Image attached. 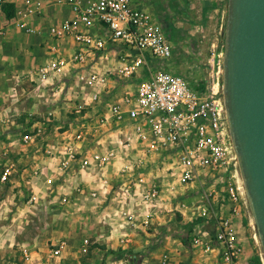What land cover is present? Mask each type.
<instances>
[{"label": "built area", "instance_id": "2783aa9c", "mask_svg": "<svg viewBox=\"0 0 264 264\" xmlns=\"http://www.w3.org/2000/svg\"><path fill=\"white\" fill-rule=\"evenodd\" d=\"M50 1L68 13L50 23L47 34L55 41L70 39L71 51L65 54L57 44L50 46L46 62L28 75L42 84L77 68L75 81L92 91L73 107L75 113L96 102L110 80L130 81L134 86L113 100L97 120L101 127L116 124L114 145L103 152L82 154L78 144L85 139V131L77 130L64 144L59 172L93 167L101 187H114L117 213L124 217L123 227L129 228L136 224L146 228L155 215L172 211L168 196L163 197L165 190L175 195L197 182L200 195L196 202L177 204L181 213L191 211L194 224L188 235L190 245L200 254L212 256L206 264H247L243 261L245 248L240 229L248 202L226 120L219 79L221 62L216 73L209 71L191 80L189 75L167 67L174 56V43L164 19L132 0ZM2 3L0 0V14ZM43 8V0H20L8 23L26 34L39 33L31 18ZM3 33L0 27V36ZM209 61L201 66H209ZM96 62L100 66H95ZM41 133L42 127L37 126L21 139L29 144ZM158 158L160 165H156L158 172L154 173L150 164ZM118 159L119 178L111 184L106 169ZM39 173L40 170L36 172ZM8 174L7 166L1 179ZM45 180L53 183L52 177ZM75 190L83 191L84 186L76 184ZM89 194L96 198L98 191L91 190ZM36 200L34 194L29 198L30 203ZM61 200L66 202L67 197ZM137 200L145 206L140 216ZM89 245V238H82L81 252L87 253ZM65 246V241H60L50 249V256H60ZM22 251L28 257L27 248ZM260 259L263 262L262 256ZM170 262V253H163L160 264Z\"/></svg>", "mask_w": 264, "mask_h": 264}, {"label": "crops", "instance_id": "0c3cea01", "mask_svg": "<svg viewBox=\"0 0 264 264\" xmlns=\"http://www.w3.org/2000/svg\"><path fill=\"white\" fill-rule=\"evenodd\" d=\"M19 1L3 0L14 7ZM43 2L42 12L31 18L39 32L36 34H26L13 27L3 10L0 14V27L4 28L0 36V264H160V257L166 252L171 255L170 264H206L212 261V256H204L193 249L184 235L173 234L175 227L171 225L169 213L155 215L146 228L137 224L136 227L132 225V228L123 227L125 220L117 213L119 204L114 198V187H101L99 175L93 167L85 171H77L73 167L65 173L59 172L58 165L66 140L52 143L48 139L49 135H46L47 142L42 140L40 144L39 140L38 145L30 149L24 146L27 144L19 143V138L26 132L20 133L19 130L28 125L19 124L13 117L27 116L29 113L56 115L69 106L73 111L84 94L92 91L91 88L85 90L75 81L74 72L77 68H71L63 76L50 77L42 84L28 75L31 69L46 62L51 54L50 46L57 44L65 54L71 51L70 39L64 40L67 42L64 49L63 41H55L47 34L49 24L67 15L68 11L53 5L50 0ZM132 2L141 8L158 12L165 21L173 43L175 33L172 19L175 16L191 18L195 25H199L203 18L207 20V17L214 15L217 21L223 23L225 13V0ZM221 26L223 24L218 28ZM173 48L175 54V45ZM94 65L100 66L99 62ZM167 65L173 69L172 63ZM63 89L65 91L62 93ZM127 89H134L130 81L110 80L108 87L101 90L99 99L81 112L87 116L94 105L101 101L104 107L96 118L97 122L108 111L109 104ZM33 120L30 128L41 126L38 119ZM97 126L98 129L93 133L95 147H86L88 141L84 139L78 144L80 153L94 150L103 152L114 145L118 134L114 133L118 131L116 124L110 122L102 127ZM159 159L150 166H158ZM120 164L118 159L106 169L111 184L119 178ZM7 166L10 174L1 179ZM157 166L154 172H158ZM38 170L40 173L36 174ZM47 177H52L53 183L48 184L45 180ZM76 184H82L84 190L76 191ZM91 190L98 191L96 198L90 196ZM32 194L37 196V200L30 203ZM64 196L67 197L66 202L61 200ZM163 197H166V190ZM136 208L141 212L139 216L145 211V206L139 200ZM242 216L247 217L246 209H243ZM121 228L125 229L122 231ZM84 237L90 240L87 253L80 250ZM60 241H65L66 246L60 256L53 258L50 249ZM24 247L28 250V257L22 251Z\"/></svg>", "mask_w": 264, "mask_h": 264}, {"label": "water", "instance_id": "95a60500", "mask_svg": "<svg viewBox=\"0 0 264 264\" xmlns=\"http://www.w3.org/2000/svg\"><path fill=\"white\" fill-rule=\"evenodd\" d=\"M221 94L264 262V0H227Z\"/></svg>", "mask_w": 264, "mask_h": 264}, {"label": "rangeland", "instance_id": "374dc122", "mask_svg": "<svg viewBox=\"0 0 264 264\" xmlns=\"http://www.w3.org/2000/svg\"><path fill=\"white\" fill-rule=\"evenodd\" d=\"M226 3L227 0H225L224 2L225 13L223 16V23L217 21L216 15L211 18L207 17V20L203 18L202 21H200L199 25H195L194 20H191V18L183 19L181 17L175 16L174 19H172L174 24L172 28L175 33V54L168 61L172 63L171 66L176 72H179L186 77H188L189 75V80H191L192 77L207 75V72L209 71L211 73H216V71L218 70L219 62H221L222 71L224 27L226 21ZM221 24H223V27L221 26V28H218V26H220ZM62 43L65 49V47L67 46V42L65 43V41H63ZM207 60H210V65L207 67L201 66V63ZM198 65H200L199 71H197ZM219 79H221V77ZM63 91H65V89L62 90V93ZM47 96L50 97V94H47ZM30 98L31 100H33L32 97ZM26 105L29 106L30 104L26 103ZM103 107L104 106L103 104H101V101L97 102L94 107L90 110V112H88L87 116H84L82 112L79 114L73 113V111L71 110L72 108L70 106L68 109H62V111H59L58 113H56V115H47L46 113L42 115L29 113L31 116L33 115V118L38 119L41 122L43 130L40 135L35 136L33 141L29 143L31 144L30 146H28V144L24 145L21 139L23 135L21 136V138H19V143L21 145L23 144L25 147H28V149H30L31 146L35 148L38 145L37 142L39 140L40 144L42 140H44L45 142L48 141L47 139L45 140L46 135H49L48 139L52 143H60L63 140L67 141L69 135H73V133H75L77 130H83L86 132L85 139L86 141H88V146L86 147L93 148L95 147L93 133H95L96 129H98L97 122L95 121ZM29 114H27V116H22L18 118L17 116L15 118L13 117V119H15L19 124L21 123L28 125V127L26 128L25 126H23L19 130L20 133L32 130L30 126L33 125L34 120ZM62 136H64V139L62 138ZM40 144L39 147L42 148ZM42 145L44 146V144ZM41 151H44V149H42ZM153 168L154 169H152L151 171H156V165H154ZM197 186V182L190 183L186 185V187L182 188L183 191H179L175 193V195L166 192V195L168 196L170 203L173 207L172 211L169 213V215H171V225L175 227V230H172V232H174V235H179L181 237L184 235L185 239L187 240L188 235L190 234L194 224V222L190 220L191 211L190 209H187L184 213H181V211L177 210V204L182 201H186V204L192 205L194 201L196 202L197 198H199L200 195V191L197 190ZM24 196H26V193L24 194ZM246 210L247 217L242 218L243 224L241 226L240 232L244 244L243 246L245 248L243 259L247 264H251V260H253V257L256 254L259 255V258L260 256H262V250L260 248L259 240L257 238L255 226L252 222V216L249 207ZM261 264H264L262 260Z\"/></svg>", "mask_w": 264, "mask_h": 264}, {"label": "trees", "instance_id": "16d2710c", "mask_svg": "<svg viewBox=\"0 0 264 264\" xmlns=\"http://www.w3.org/2000/svg\"><path fill=\"white\" fill-rule=\"evenodd\" d=\"M2 10L7 18H10L14 15V6L12 3L3 2ZM251 264H261V259L259 258L258 254L253 257V260H251Z\"/></svg>", "mask_w": 264, "mask_h": 264}, {"label": "bare ground", "instance_id": "6f19581e", "mask_svg": "<svg viewBox=\"0 0 264 264\" xmlns=\"http://www.w3.org/2000/svg\"><path fill=\"white\" fill-rule=\"evenodd\" d=\"M222 72V71H221Z\"/></svg>", "mask_w": 264, "mask_h": 264}]
</instances>
